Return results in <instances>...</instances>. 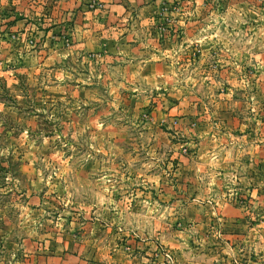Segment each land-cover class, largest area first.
<instances>
[{"label":"rangeland","instance_id":"obj_1","mask_svg":"<svg viewBox=\"0 0 264 264\" xmlns=\"http://www.w3.org/2000/svg\"><path fill=\"white\" fill-rule=\"evenodd\" d=\"M147 1L0 0V264H264V0Z\"/></svg>","mask_w":264,"mask_h":264},{"label":"crops","instance_id":"obj_2","mask_svg":"<svg viewBox=\"0 0 264 264\" xmlns=\"http://www.w3.org/2000/svg\"><path fill=\"white\" fill-rule=\"evenodd\" d=\"M132 1L140 2V3L147 2V4H148L147 0H132ZM124 2L126 3V1H124ZM128 2H131V0H128ZM157 2L158 1L149 3L147 6V9L148 10H155V7H153V5L156 6L158 4ZM119 8L122 9L123 7H119ZM200 19H201V21L203 20V18H200ZM201 25H202V23L200 22V20L193 19V22L189 23L186 26V28H185L186 30L184 32L183 40L186 41L187 44L191 43L193 41H196V40H202V41L203 40H207V41L209 40L208 38L203 39L204 35L198 33L197 30L201 28ZM215 34L219 35L220 33H215ZM87 36H89V35H87ZM200 36L203 38L201 39ZM132 37H129L128 35H126L122 39H120V38L116 39V41L119 40L118 43L119 42H126L127 43L129 41H134V39ZM87 38H91V37H87ZM125 47H126L125 50L131 48V46L129 44H126ZM186 47H187V45H186ZM150 48L148 49V52L143 51V53H145L146 56L151 57V59H149L148 61H141L140 63H143L145 66H147L148 68H146V69L150 68L151 75L155 74V72H157L158 70H162L163 72H166V70L168 72L171 71L172 67L169 64V60L167 59V57H169L171 54V51L168 48V46L165 44V46L164 47L161 46V48L159 50L152 49V52H151ZM188 48H189V46H188ZM131 51L136 52L137 54L138 53L142 54V52L139 48H134ZM157 51H159V52H157ZM127 53H129V52H127ZM185 54L187 56H189V52L187 50H186ZM153 55H155L156 57H159L162 60L158 61V60L154 59L155 61H153V63H152L151 61H152ZM163 57H165V58H163ZM135 66H136V64H135ZM71 247L72 248L69 250H67V249L62 250L60 255L57 256V258L52 259V260H54L53 262H47V263L43 262L40 264H111L110 262L105 261L104 259H102L101 257H98V256L88 255L87 257H85V253L82 252V248L80 246H78L76 242L71 243ZM64 251H66V252H64Z\"/></svg>","mask_w":264,"mask_h":264}]
</instances>
